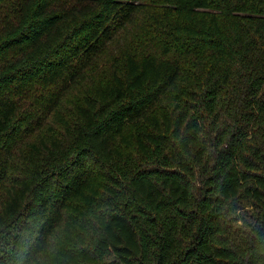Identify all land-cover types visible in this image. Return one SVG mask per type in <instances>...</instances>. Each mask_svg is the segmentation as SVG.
<instances>
[{"label":"trees","instance_id":"16d2710c","mask_svg":"<svg viewBox=\"0 0 264 264\" xmlns=\"http://www.w3.org/2000/svg\"><path fill=\"white\" fill-rule=\"evenodd\" d=\"M0 264H264V0H0Z\"/></svg>","mask_w":264,"mask_h":264}]
</instances>
